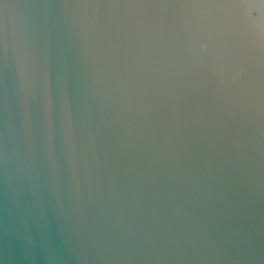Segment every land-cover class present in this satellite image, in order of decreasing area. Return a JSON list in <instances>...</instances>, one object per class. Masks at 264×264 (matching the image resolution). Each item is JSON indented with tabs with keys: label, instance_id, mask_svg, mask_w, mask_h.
<instances>
[{
	"label": "water",
	"instance_id": "1",
	"mask_svg": "<svg viewBox=\"0 0 264 264\" xmlns=\"http://www.w3.org/2000/svg\"><path fill=\"white\" fill-rule=\"evenodd\" d=\"M0 264H264V0H0Z\"/></svg>",
	"mask_w": 264,
	"mask_h": 264
}]
</instances>
